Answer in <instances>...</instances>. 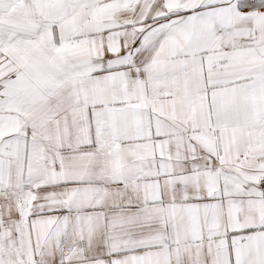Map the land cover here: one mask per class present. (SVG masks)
Instances as JSON below:
<instances>
[{
  "label": "snow or ice",
  "instance_id": "6c2138e0",
  "mask_svg": "<svg viewBox=\"0 0 264 264\" xmlns=\"http://www.w3.org/2000/svg\"><path fill=\"white\" fill-rule=\"evenodd\" d=\"M0 264H264V0H0Z\"/></svg>",
  "mask_w": 264,
  "mask_h": 264
}]
</instances>
